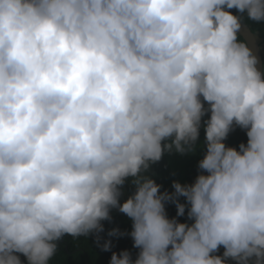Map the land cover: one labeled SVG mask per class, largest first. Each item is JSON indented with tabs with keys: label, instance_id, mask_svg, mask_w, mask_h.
<instances>
[{
	"label": "clouds",
	"instance_id": "clouds-1",
	"mask_svg": "<svg viewBox=\"0 0 264 264\" xmlns=\"http://www.w3.org/2000/svg\"><path fill=\"white\" fill-rule=\"evenodd\" d=\"M244 29L262 49L264 0H0V264L88 256L90 236L107 264H264ZM166 154L198 158L170 190Z\"/></svg>",
	"mask_w": 264,
	"mask_h": 264
},
{
	"label": "trees",
	"instance_id": "trees-1",
	"mask_svg": "<svg viewBox=\"0 0 264 264\" xmlns=\"http://www.w3.org/2000/svg\"><path fill=\"white\" fill-rule=\"evenodd\" d=\"M253 27H257L253 25ZM264 40V37H262ZM264 53V47H262ZM203 136V133L201 134ZM246 141V137L243 132L237 130L229 136L227 143L231 146L238 145L240 142ZM197 157H180V156H169L165 155L162 161L155 166V171L160 175L161 179L157 182L162 183L165 188H169L171 180L176 179L178 175H182L183 179H189L191 176V171L196 170ZM175 173L172 176L171 173ZM177 180V179H176ZM175 209L174 206H170ZM170 216H174L169 213ZM115 225L107 224L106 229H109ZM129 227L127 224H123L120 228L123 230ZM115 239V238H113ZM117 240V239H116ZM121 245L122 249L131 248V240L128 238H121L117 240ZM78 248H85L88 251V256L82 251H76V254L70 255L66 245H62V254H58L54 258L53 264H107L103 261V255L98 251L95 238L90 236L86 241H81L79 244H75L72 250H77ZM120 249V250H122ZM101 259V260H100Z\"/></svg>",
	"mask_w": 264,
	"mask_h": 264
},
{
	"label": "water",
	"instance_id": "water-1",
	"mask_svg": "<svg viewBox=\"0 0 264 264\" xmlns=\"http://www.w3.org/2000/svg\"><path fill=\"white\" fill-rule=\"evenodd\" d=\"M242 35H244L249 40L250 46L255 51V54L261 59V62L264 63V56L262 49L259 45H257L255 41L252 40L249 31L247 29H244Z\"/></svg>",
	"mask_w": 264,
	"mask_h": 264
},
{
	"label": "rangeland",
	"instance_id": "rangeland-1",
	"mask_svg": "<svg viewBox=\"0 0 264 264\" xmlns=\"http://www.w3.org/2000/svg\"><path fill=\"white\" fill-rule=\"evenodd\" d=\"M223 250L221 249V252H222Z\"/></svg>",
	"mask_w": 264,
	"mask_h": 264
}]
</instances>
